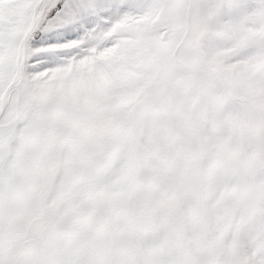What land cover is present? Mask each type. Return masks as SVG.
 Here are the masks:
<instances>
[{
	"label": "snow or ice",
	"instance_id": "snow-or-ice-1",
	"mask_svg": "<svg viewBox=\"0 0 264 264\" xmlns=\"http://www.w3.org/2000/svg\"><path fill=\"white\" fill-rule=\"evenodd\" d=\"M0 264H264V0H0Z\"/></svg>",
	"mask_w": 264,
	"mask_h": 264
}]
</instances>
